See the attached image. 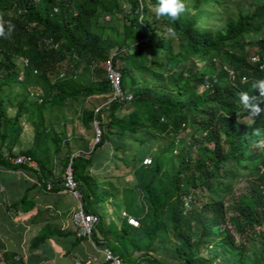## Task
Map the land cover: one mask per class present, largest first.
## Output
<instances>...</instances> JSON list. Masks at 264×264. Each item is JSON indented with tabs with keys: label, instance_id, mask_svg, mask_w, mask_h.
<instances>
[{
	"label": "trees",
	"instance_id": "obj_1",
	"mask_svg": "<svg viewBox=\"0 0 264 264\" xmlns=\"http://www.w3.org/2000/svg\"><path fill=\"white\" fill-rule=\"evenodd\" d=\"M242 1L182 0L183 13L170 20L155 17V0H128L130 9L123 15L122 25L124 43L117 45L103 35L101 23L104 15L118 12L113 0H0V27L7 32L8 25H12L11 34L0 37V166L34 170L27 164L12 162V158L22 154L37 159L38 127L33 148L7 155L1 151L6 138L18 137L23 131V103H18L13 116H8L1 94L4 86L17 80L18 70L25 86H38L42 101L65 105L79 96L95 94L90 89L93 70L96 76L99 71L107 72L106 64L110 62L119 74L121 91L132 98L115 97L97 112L93 107H84L81 121L85 126L97 122L98 141L88 157L79 154L65 163L71 168L82 209L97 217L92 243L105 245L122 264H264V254L250 257L246 246L236 243L233 233L242 230V220L253 227L256 213L264 211V111L252 117L238 99L240 93L258 95L250 85L264 77V0H248L252 1L248 5ZM207 19L214 24L208 25ZM252 55L260 61L251 63ZM20 57L28 59L27 67L17 63ZM197 60L203 64L199 66ZM80 69L87 74L85 81L78 77ZM196 80L203 88H194ZM103 83L108 87L105 91L111 93L108 76ZM254 102L264 105V101ZM106 113L107 122L102 119ZM247 116L251 117L249 122L240 121ZM185 130L189 145L195 146L201 139L211 145L195 156L190 146L180 152L178 168L171 177L174 198L167 215L177 259L165 262L147 252L135 257L126 255L123 244L134 227L124 217L116 236H109L111 229L105 227L104 216L95 210L97 205H104L106 191L110 198L114 194L106 187L96 193L95 177L76 174L81 167H103L105 160L112 158L130 166L123 155L108 153L111 136L121 142L129 135L176 137ZM112 150L124 151V147L118 144ZM118 169L119 165L112 167L102 179L112 177ZM160 171L161 165L156 162L150 178L141 186L155 216L159 205L153 185ZM237 180L248 182L246 201L230 199ZM46 188L56 192L65 187ZM140 223L149 247L158 225ZM55 235L62 233L44 229L31 245L35 248ZM217 236L222 238L218 247L209 250ZM259 236L264 251V229ZM204 253L209 255L202 259ZM0 264L24 262L18 253L6 251ZM103 264H111V260Z\"/></svg>",
	"mask_w": 264,
	"mask_h": 264
},
{
	"label": "rangeland",
	"instance_id": "obj_2",
	"mask_svg": "<svg viewBox=\"0 0 264 264\" xmlns=\"http://www.w3.org/2000/svg\"><path fill=\"white\" fill-rule=\"evenodd\" d=\"M263 1V0H258ZM252 1H242L248 5ZM118 12L114 14H106L102 17L101 23L103 24L102 33L105 37L116 41L117 45L124 43L122 36L123 15L129 12L130 6L128 0H113ZM211 9V6H208ZM120 10V11H119ZM192 12V11H191ZM219 23V16L216 18ZM208 25H213L214 22L207 19ZM198 65L203 64L200 60ZM19 64V59L18 62ZM217 65V63H216ZM62 70L59 71V73ZM90 89L95 91L90 96H79L74 102L65 105L53 104L50 101H42L40 99V90L38 86H25L23 84V74L20 70L17 71V80L10 86H4L2 89V97L4 99V108L8 116H13L17 109L18 103H23L22 126L23 131L18 137H8L2 142L1 151L4 155L8 152L19 153L34 147L35 128L38 127L40 131V141L35 148L34 167L41 169L42 173L48 178V185H61L65 187L66 172L69 170V164L65 163L71 157L79 154L88 157L94 145L97 143L100 132L95 125L97 122H92L90 126H85L81 121V111L84 107H102L107 105L113 99V93H107V85L103 83V79L107 78V72L99 71L96 76V71L93 70ZM139 76L140 74L137 73ZM87 74L82 69L78 70V77L85 81ZM58 78L61 77L59 74ZM194 88L201 89L203 85L199 80L193 84ZM106 90V91H105ZM117 116L120 114L117 113ZM249 116L240 120L244 123L250 121ZM103 121H109L108 114L102 116ZM98 130V132H97ZM117 131V130H116ZM188 130L181 131L176 137L172 135L166 136L165 134H156L148 136L146 133L139 135L126 136L123 141L119 142L117 137H109L111 149L108 150L110 156L114 153L123 155L125 159H129L130 166L122 165L119 160H105L103 167L96 166L95 168L81 167L77 172V176L86 175L87 177H95L96 193L102 187L109 188L114 194V198H110L106 191V200L102 207L97 205L95 210L104 216L105 227L110 228L109 236L115 237L121 220L126 217L125 215L133 217L138 223L143 221L147 226L158 225V231L148 247V237L143 231L141 223L134 228H130L131 235L128 240L123 244L126 255L138 256L144 252L153 255L165 262H174L177 259V252L175 250V241L172 237L171 226L168 220L167 207L174 198L171 177L177 170L180 161V152L185 151L190 146V152L193 156L197 151L203 150L204 147H210L205 139H201L200 143L195 146L189 145L190 139L186 135ZM116 138V139H115ZM140 140V141H139ZM109 144V145H110ZM122 144L124 151L112 149L114 146ZM110 147V146H109ZM193 147V148H191ZM22 155V154H18ZM18 155L14 156L17 157ZM13 157V158H14ZM144 159H150V163L143 164ZM156 162L161 165L156 183L153 185L155 198L158 202L159 208L156 216L153 214L152 207L147 200L146 193L142 189V185L150 178L152 169ZM119 165L118 170H114L113 176L102 179V174L109 173L112 167ZM71 171V168H70ZM72 173V171H71ZM13 181L16 179L24 178L21 172L12 173ZM30 179L32 178L28 175ZM11 178V179H12ZM35 180V179H34ZM11 181V180H10ZM247 180H237L234 183V195L231 200L246 201V194L248 193ZM67 191L73 197V204L63 203L60 212L50 211L49 214L41 216L42 219H49L47 226L63 231H70L77 239L74 249L71 250L70 256L71 264H103L106 259L105 255L98 251L92 244L90 239L82 237L79 239L77 229L72 221V213L81 204L80 201L74 197L70 189L66 187ZM189 203V198L186 199ZM185 209L189 207L187 203L184 204ZM48 209V208H47ZM264 211L256 213L257 223L250 227L248 223L243 220L241 222V231L235 232L233 230L236 243H242L246 246V250L251 257L254 253L258 256L264 254L263 240L259 236V232L264 229ZM230 228V227H229ZM100 237V235H99ZM221 236H217L216 241L209 245V250L216 249ZM72 241V237L64 240L63 249H68ZM92 245L93 249L100 255L94 257L93 254L85 250V246ZM85 245V246H84ZM74 253V254H73ZM51 254V255H50ZM49 249H46L40 254L33 264H41V261L52 257ZM209 254L204 253L202 259L208 257ZM46 260V261H47ZM199 262L201 259H197ZM29 264V263H28ZM112 264V263H111ZM145 264V263H141Z\"/></svg>",
	"mask_w": 264,
	"mask_h": 264
},
{
	"label": "crops",
	"instance_id": "obj_3",
	"mask_svg": "<svg viewBox=\"0 0 264 264\" xmlns=\"http://www.w3.org/2000/svg\"><path fill=\"white\" fill-rule=\"evenodd\" d=\"M29 167L34 170H13L0 166V262L4 252L13 251L19 254L24 264H33L40 258L41 253L49 249L52 257L48 258L49 261L47 259L41 261V264H71L70 253L77 239L70 231L49 228L47 226L49 219H42L41 216L49 214L51 210L59 213L63 203L72 205L75 201L64 189L56 192L47 191L46 187L56 188L61 185L46 186L48 178L42 170L34 166ZM16 172H21L24 178L13 181L14 177L19 178L12 174ZM28 175L35 180L27 177ZM44 229L57 231L62 235L49 237L33 248L32 239ZM70 237L72 243L65 250L62 244ZM85 250L97 257L92 245L86 244Z\"/></svg>",
	"mask_w": 264,
	"mask_h": 264
},
{
	"label": "built area",
	"instance_id": "obj_4",
	"mask_svg": "<svg viewBox=\"0 0 264 264\" xmlns=\"http://www.w3.org/2000/svg\"><path fill=\"white\" fill-rule=\"evenodd\" d=\"M19 61L22 63L23 67H27L29 62L28 59L25 57H20ZM260 61L259 57L257 55H252L250 57V62L251 63H258ZM263 66V64L260 65V68ZM106 70H107V76L112 88V93H113V98L118 97L124 100H131L132 96L131 94H126L124 95L123 92L120 89V81H119V74L117 71H115L114 69H112L110 62H108L106 64ZM36 72V71H34ZM229 73L233 76V71H229ZM22 79V78H21ZM100 107L95 108V111L97 112L98 109ZM96 123V121H94ZM96 129H97V125H95ZM98 132V130H97ZM12 162L14 163H21V164H27L29 166H34V161L31 157L27 156V155H18L17 157L12 158ZM151 161L150 159H144L143 160V164L147 165L149 164ZM67 176H66V181H65V187L67 189H70V191L72 192V194L74 195V197H76L79 201H80V195L78 193V191L76 190V182L73 179L72 173L70 171V166H69V170L66 172ZM127 222L130 225L133 226H137L138 222L131 216L125 215ZM72 221L74 226L77 229V235L79 237H85L90 239V236L92 234L94 225L97 221V217L95 214L91 213V212H85L81 205L76 208L73 213H72ZM93 244V243H92ZM94 247L98 250L101 251L107 260H111L112 264H122L121 260L113 255L107 248H103L101 249L100 247H98L97 245L93 244ZM76 264H79L78 261L75 262Z\"/></svg>",
	"mask_w": 264,
	"mask_h": 264
},
{
	"label": "clouds",
	"instance_id": "obj_5",
	"mask_svg": "<svg viewBox=\"0 0 264 264\" xmlns=\"http://www.w3.org/2000/svg\"><path fill=\"white\" fill-rule=\"evenodd\" d=\"M184 11L182 0H155L153 5V14L157 18H166L175 20L177 16ZM12 32V25L9 24L7 32L3 27H0V37H7ZM250 87L255 90L258 95L249 96L247 93L239 94L240 104L249 112L252 117L258 116L264 111V105H258L254 101H264L259 98H264V77L255 79Z\"/></svg>",
	"mask_w": 264,
	"mask_h": 264
},
{
	"label": "water",
	"instance_id": "obj_6",
	"mask_svg": "<svg viewBox=\"0 0 264 264\" xmlns=\"http://www.w3.org/2000/svg\"><path fill=\"white\" fill-rule=\"evenodd\" d=\"M96 245H97V244H96ZM99 247H100L101 249H103V248H105V245L101 244Z\"/></svg>",
	"mask_w": 264,
	"mask_h": 264
}]
</instances>
